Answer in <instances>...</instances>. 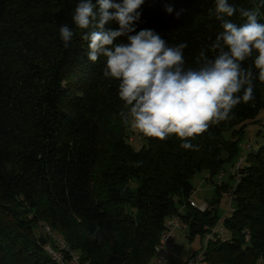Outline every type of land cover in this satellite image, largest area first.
I'll return each instance as SVG.
<instances>
[{
	"label": "trees",
	"instance_id": "1",
	"mask_svg": "<svg viewBox=\"0 0 264 264\" xmlns=\"http://www.w3.org/2000/svg\"><path fill=\"white\" fill-rule=\"evenodd\" d=\"M78 2L0 0V264H58L46 249L58 244L44 226L80 264H149L172 216L190 237L204 236L221 217L212 204L205 212L191 207L192 179L203 170L218 175L222 154H238L224 133L264 114V83L254 79V98L192 140L195 150L181 148L175 136L139 134L142 146L133 151L119 116V82L104 77L105 58L89 61L87 30L73 23ZM229 2L259 7L264 23L261 0ZM214 9L215 0H145L134 27L154 30L170 45L186 43L185 67H197L200 50L222 31ZM230 19L244 22L239 12ZM65 24L74 31L67 48L59 35ZM253 60L243 66L258 76ZM236 180L233 211L220 222L226 237L207 243L203 264H264V146L248 150Z\"/></svg>",
	"mask_w": 264,
	"mask_h": 264
},
{
	"label": "clouds",
	"instance_id": "2",
	"mask_svg": "<svg viewBox=\"0 0 264 264\" xmlns=\"http://www.w3.org/2000/svg\"><path fill=\"white\" fill-rule=\"evenodd\" d=\"M144 2L79 0L72 20L78 29L87 30L82 39L87 42L89 61L105 58L104 77L119 82L122 123L149 139L164 141L175 136L181 148L195 150L192 140L228 120L233 109L254 98V79L264 83L260 9H237L229 0H215V18L222 31L200 50L197 67H185L186 43L170 45L154 30L136 31L134 25L141 17L138 9ZM260 6L264 7V0ZM166 11L171 14L173 8ZM237 12L244 20L239 25L230 19ZM112 22L119 24L118 30L106 27ZM59 35L67 48L74 31L65 24ZM125 36L127 43L117 42ZM252 57L258 76L243 66Z\"/></svg>",
	"mask_w": 264,
	"mask_h": 264
},
{
	"label": "rangeland",
	"instance_id": "3",
	"mask_svg": "<svg viewBox=\"0 0 264 264\" xmlns=\"http://www.w3.org/2000/svg\"><path fill=\"white\" fill-rule=\"evenodd\" d=\"M262 122H264V114H260L255 121L247 122L242 130L238 127L226 131L224 133V139L236 143L238 154L231 159L225 158L227 160H224L225 162L218 175L213 176L207 170H203L192 179L194 193L190 198V202L195 203L197 206L203 203H207L208 207L210 204L214 205L213 208H216L218 215L221 217L217 223L219 225L221 220L224 219V216L229 215L228 213L233 211L232 208L229 210V207H233V200L230 196L231 187H234L238 180H236V174L240 165L244 163L248 155V150L253 148L259 149L264 146V127L262 126ZM235 131H238L239 134L234 136ZM128 136L132 150L138 151L142 146L139 133H134L130 129ZM242 159L243 161H241ZM217 224L215 227L221 226ZM218 229L221 230L220 228ZM35 232L39 234L41 231L38 229ZM222 233L226 237L224 228L222 229ZM205 247V236L198 235L190 237L188 228L183 222V228L176 232L173 241L172 256L167 264H186L192 256L196 255Z\"/></svg>",
	"mask_w": 264,
	"mask_h": 264
},
{
	"label": "built area",
	"instance_id": "4",
	"mask_svg": "<svg viewBox=\"0 0 264 264\" xmlns=\"http://www.w3.org/2000/svg\"><path fill=\"white\" fill-rule=\"evenodd\" d=\"M262 126L264 127V122H262ZM241 161H243V159ZM190 205L202 212L208 209L207 203H203L200 206H197L195 203L191 202ZM230 208L232 207H229V210ZM215 226H206L204 228L206 245L213 239L221 240L224 238V234L222 233L223 228L220 225V227ZM182 228L183 222L181 220V217L179 216H172L166 221L165 229L160 235L159 242L155 247V253L151 258L149 264H167L169 262V259L172 256L173 241L175 239L176 232ZM218 228H220L221 230H219ZM44 232L52 237V239L58 244V248L55 250H51L49 247L46 248L51 254L53 260H55L58 264H80L78 254L71 251L70 248H68V244L62 238L58 237L49 226H44ZM204 251L205 248L198 252L196 255L192 256L186 262V264H203Z\"/></svg>",
	"mask_w": 264,
	"mask_h": 264
},
{
	"label": "water",
	"instance_id": "5",
	"mask_svg": "<svg viewBox=\"0 0 264 264\" xmlns=\"http://www.w3.org/2000/svg\"><path fill=\"white\" fill-rule=\"evenodd\" d=\"M222 158L220 159V162H222L225 158H228V155L226 153L222 154ZM47 244L45 238L43 236L40 237V245L45 246Z\"/></svg>",
	"mask_w": 264,
	"mask_h": 264
},
{
	"label": "crops",
	"instance_id": "6",
	"mask_svg": "<svg viewBox=\"0 0 264 264\" xmlns=\"http://www.w3.org/2000/svg\"><path fill=\"white\" fill-rule=\"evenodd\" d=\"M184 210H185L184 208L181 209V211H184Z\"/></svg>",
	"mask_w": 264,
	"mask_h": 264
}]
</instances>
